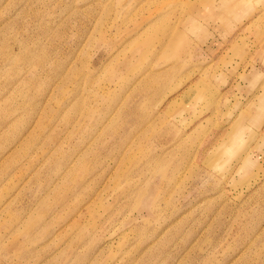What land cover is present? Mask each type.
<instances>
[{
    "label": "rangeland",
    "instance_id": "1",
    "mask_svg": "<svg viewBox=\"0 0 264 264\" xmlns=\"http://www.w3.org/2000/svg\"><path fill=\"white\" fill-rule=\"evenodd\" d=\"M0 264H264V0H0Z\"/></svg>",
    "mask_w": 264,
    "mask_h": 264
},
{
    "label": "bare ground",
    "instance_id": "2",
    "mask_svg": "<svg viewBox=\"0 0 264 264\" xmlns=\"http://www.w3.org/2000/svg\"><path fill=\"white\" fill-rule=\"evenodd\" d=\"M229 6H230V5H229ZM195 11H196V10H195ZM233 130H234V129H233ZM235 132H236V130H235ZM232 133L234 134V132L231 130V134H232ZM228 135L230 136V132L227 134V136H228ZM238 135H239V134H238ZM239 137H240V136H239ZM231 142H232V141H231ZM222 143H223V142H222ZM218 144H219V143H218ZM228 144H230V143H228ZM222 145H223V147H225L224 144H222ZM216 146H217V145H216Z\"/></svg>",
    "mask_w": 264,
    "mask_h": 264
}]
</instances>
